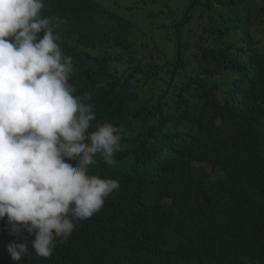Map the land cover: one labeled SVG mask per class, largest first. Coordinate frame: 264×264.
I'll return each mask as SVG.
<instances>
[{"label":"trees","instance_id":"1","mask_svg":"<svg viewBox=\"0 0 264 264\" xmlns=\"http://www.w3.org/2000/svg\"><path fill=\"white\" fill-rule=\"evenodd\" d=\"M43 3L73 95L94 106L88 133L121 137L88 174L120 188L51 257L29 236L22 264H264V0H186L144 30L101 0ZM11 242L5 218L0 264Z\"/></svg>","mask_w":264,"mask_h":264},{"label":"clouds","instance_id":"2","mask_svg":"<svg viewBox=\"0 0 264 264\" xmlns=\"http://www.w3.org/2000/svg\"><path fill=\"white\" fill-rule=\"evenodd\" d=\"M43 8V0H0V221L23 241L7 246L15 264L32 256L33 234L35 255L51 257L57 238L67 241L120 188L88 174L97 155L115 163L121 137L111 124L88 133L94 106L73 95L72 58Z\"/></svg>","mask_w":264,"mask_h":264},{"label":"rangeland","instance_id":"3","mask_svg":"<svg viewBox=\"0 0 264 264\" xmlns=\"http://www.w3.org/2000/svg\"><path fill=\"white\" fill-rule=\"evenodd\" d=\"M101 2L109 8H118L122 10V12L127 13L128 15L126 16L135 22L138 29L144 30L147 28V25L151 24L153 21L150 14L164 10L165 6L169 9L171 8L172 13L157 19L156 22L158 23L156 24L161 22L163 25H168L169 23L172 24L174 21L179 20L183 15L186 0H131L127 2L124 0H101ZM154 38L156 43H162L158 35L157 37L154 36Z\"/></svg>","mask_w":264,"mask_h":264}]
</instances>
